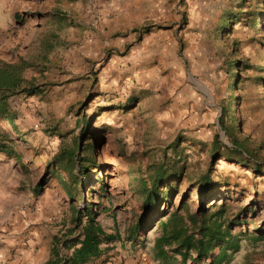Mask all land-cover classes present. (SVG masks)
I'll list each match as a JSON object with an SVG mask.
<instances>
[{"label":"rangeland","instance_id":"374dc122","mask_svg":"<svg viewBox=\"0 0 264 264\" xmlns=\"http://www.w3.org/2000/svg\"><path fill=\"white\" fill-rule=\"evenodd\" d=\"M75 1L0 0V225L29 218L53 246L80 236V211L116 237L105 252L156 261L162 223L183 202L200 212L209 176L206 208L226 204L245 238L231 264H264L252 237L264 238V0H167L171 76H149L158 65L143 52L127 76H45L59 69L56 32L80 20L65 6ZM216 135L225 157L212 163Z\"/></svg>","mask_w":264,"mask_h":264},{"label":"crops","instance_id":"0c3cea01","mask_svg":"<svg viewBox=\"0 0 264 264\" xmlns=\"http://www.w3.org/2000/svg\"><path fill=\"white\" fill-rule=\"evenodd\" d=\"M99 1L104 2V8L94 13L84 11L82 0L65 4L80 20L69 21V25L56 32L60 38L54 42L49 59L50 66H70L73 71L65 74L63 70L51 69L43 75L127 76L126 61L143 52L147 55L144 59L157 61L158 66L149 76H171V12L167 0ZM107 15L111 18H102ZM31 222L21 217L0 225V264L49 262L51 240L42 232L33 231ZM89 264L139 263L124 253H104Z\"/></svg>","mask_w":264,"mask_h":264},{"label":"trees","instance_id":"16d2710c","mask_svg":"<svg viewBox=\"0 0 264 264\" xmlns=\"http://www.w3.org/2000/svg\"><path fill=\"white\" fill-rule=\"evenodd\" d=\"M33 93V92H32ZM227 136H234V128L230 129L221 124ZM220 137L216 135L212 149V163H216L221 157ZM233 154L244 158V152L250 153L246 146L240 142L234 143ZM72 154V153H71ZM75 157V153L71 158ZM82 158H79L80 161ZM260 168V163L255 164L254 169ZM166 178L164 171L157 173L153 188H160ZM171 178H175L172 175ZM201 209L200 212L190 213L183 202L177 210L171 213L166 222L162 223L163 236L157 240L156 261L160 264H231L233 257L240 252L245 238L243 233L233 234L232 231L240 224L237 217L227 218L228 206L225 204L218 210L214 207L206 208L204 197L212 190V182L209 176L202 178ZM152 189L148 191L146 209L149 210L155 204L157 195L152 196ZM184 212L185 214H182ZM84 223V216L78 211L74 223L81 226L78 238L68 239L63 242L55 238L52 248V256L47 264H89L93 260L104 255L103 245L115 240V236L108 235L103 227L96 223L88 215ZM72 233L74 231H71ZM255 242L263 240V236H252ZM170 248L171 250H167ZM69 249L68 255L62 251ZM62 250V251H61ZM216 250L219 252L215 254ZM180 258V261L178 260Z\"/></svg>","mask_w":264,"mask_h":264},{"label":"built area","instance_id":"2783aa9c","mask_svg":"<svg viewBox=\"0 0 264 264\" xmlns=\"http://www.w3.org/2000/svg\"><path fill=\"white\" fill-rule=\"evenodd\" d=\"M89 9L91 11L94 10V6H89ZM139 261H140V264H160L158 261H150L148 259V257H145V256L144 257H141V259Z\"/></svg>","mask_w":264,"mask_h":264}]
</instances>
